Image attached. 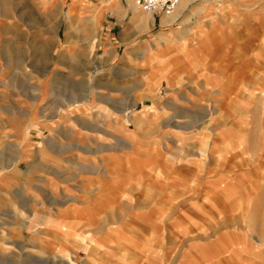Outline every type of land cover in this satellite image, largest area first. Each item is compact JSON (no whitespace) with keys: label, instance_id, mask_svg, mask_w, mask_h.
<instances>
[{"label":"rangeland","instance_id":"obj_1","mask_svg":"<svg viewBox=\"0 0 264 264\" xmlns=\"http://www.w3.org/2000/svg\"><path fill=\"white\" fill-rule=\"evenodd\" d=\"M134 1L0 0V264H264V0Z\"/></svg>","mask_w":264,"mask_h":264},{"label":"crops","instance_id":"obj_2","mask_svg":"<svg viewBox=\"0 0 264 264\" xmlns=\"http://www.w3.org/2000/svg\"><path fill=\"white\" fill-rule=\"evenodd\" d=\"M227 4L226 7H231L233 9V7L237 8H242L243 5H239V4H243L244 0H226ZM256 0H252V5H254V2ZM182 4L180 3L178 9L176 10V12L178 13L181 8H182ZM209 4L206 5V9L211 8L212 9V5L208 6ZM113 6L115 7V11L116 13H120V17H123V15H121L122 13L124 15H127L129 12H136L138 10L137 7V2L134 0H129V2H127V5H119L117 3H114ZM225 7V6H224ZM238 9H234L236 12H239ZM207 13L205 14V21L208 24V27H211L212 30H206V31H201L200 34L197 35V38L199 40V43L207 45V47L209 45H214V44H218L219 47L223 46V42L226 39V34H225V27L218 25V23L223 24V19L221 17L218 16H213L212 13H210V11H206ZM168 18L170 19V17L165 16L161 19V17L159 18L160 20V25H164L168 22ZM162 20H166L165 23H162ZM156 23V17L153 15V24ZM142 22L139 25V28L142 27ZM148 28L149 25H148ZM110 34H112V32H109ZM109 34V35H110ZM210 40V41H209ZM212 198V195L210 197V199ZM220 239V235L218 236V240ZM220 241V240H219ZM115 261V264H118L121 262L122 264H135L133 261L134 260H111L110 264H114L113 262ZM136 261V260H135ZM138 262H140V264H149V260H137Z\"/></svg>","mask_w":264,"mask_h":264},{"label":"built area","instance_id":"obj_3","mask_svg":"<svg viewBox=\"0 0 264 264\" xmlns=\"http://www.w3.org/2000/svg\"><path fill=\"white\" fill-rule=\"evenodd\" d=\"M176 2V0H140V8L147 12L171 10Z\"/></svg>","mask_w":264,"mask_h":264}]
</instances>
